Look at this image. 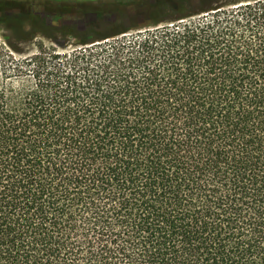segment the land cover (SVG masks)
<instances>
[{"label":"trees","instance_id":"1","mask_svg":"<svg viewBox=\"0 0 264 264\" xmlns=\"http://www.w3.org/2000/svg\"><path fill=\"white\" fill-rule=\"evenodd\" d=\"M73 1L0 64V264H264V0Z\"/></svg>","mask_w":264,"mask_h":264},{"label":"rangeland","instance_id":"2","mask_svg":"<svg viewBox=\"0 0 264 264\" xmlns=\"http://www.w3.org/2000/svg\"><path fill=\"white\" fill-rule=\"evenodd\" d=\"M64 1L65 0H55L51 2V6H45L43 3L39 2H32L31 6H34L35 8L41 7L44 9L43 11H45V13L43 14L46 17V22L44 24L41 21L37 22L35 19H33V17L30 16L24 20V30L21 31L14 30L11 24H9L7 21L1 20L0 64L2 61L5 62L7 60H11V55H9V53L12 54V58H20L33 54L41 43H44V45L59 47V49L64 47L66 40L62 38V33H58V31L55 29L65 21V16L62 15V9H66V6H64V3L66 2ZM68 1H70L69 4H71L75 9L83 8L79 7L80 4H77L73 0ZM4 3H7L8 8L13 10L11 12L24 10L25 7L28 6H25V3L22 1L17 3H14L13 1ZM73 3L76 4L74 5ZM87 3L89 6L95 8L96 5H102V3L98 0H90ZM58 9L62 12H57ZM48 35H52L53 39ZM0 77H2L1 73Z\"/></svg>","mask_w":264,"mask_h":264}]
</instances>
